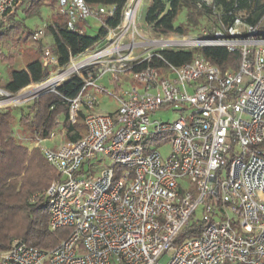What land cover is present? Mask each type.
<instances>
[{"label": "built area", "instance_id": "built-area-1", "mask_svg": "<svg viewBox=\"0 0 264 264\" xmlns=\"http://www.w3.org/2000/svg\"><path fill=\"white\" fill-rule=\"evenodd\" d=\"M258 1L244 0L241 8L238 0H200L208 13L199 31L145 38L136 28L141 0H127L120 23L108 28L95 51L71 56L17 92L0 88L2 110L57 93L77 76L82 85L66 99L67 122L83 124L79 137L55 147L43 146L36 132L28 141L58 176L41 194L49 229L70 233L51 249L16 238L0 252V264H264V1ZM18 2L0 0L2 26ZM56 2L66 28L78 33L79 21L114 12L84 0ZM43 34L35 30L33 40ZM203 48L238 52V66L222 71ZM162 50L192 56L181 65L142 66L163 61ZM42 63L53 64L48 49ZM103 75L111 84L129 83L111 92L97 83ZM91 89L111 95L116 109L97 111ZM159 110L179 115L152 122ZM55 135L50 131L47 139ZM107 159L112 166L97 174L80 172L85 163ZM116 166L123 168L118 176ZM189 224L198 232L175 244Z\"/></svg>", "mask_w": 264, "mask_h": 264}, {"label": "trees", "instance_id": "trees-1", "mask_svg": "<svg viewBox=\"0 0 264 264\" xmlns=\"http://www.w3.org/2000/svg\"><path fill=\"white\" fill-rule=\"evenodd\" d=\"M84 1L90 6H113L114 12L111 16L104 15V24L100 26L95 36L69 30L65 21L47 24L44 31L53 39L51 50L57 58L59 67L66 65L71 56L93 48L105 36L108 28L116 27L120 23L121 12L127 2V0ZM238 1L242 8L244 0ZM199 2L200 0H153L145 14V23L150 25L151 31L156 35H185L199 24L201 16L208 10L206 6L199 8ZM215 3H224V0H215ZM43 6L42 0H36V3L25 11V17L36 16ZM182 8L186 10V23L175 25L176 17ZM258 16L259 12L255 17ZM15 17L16 12H13L9 28L1 30L0 24V43L9 39L14 44H25L29 47L26 51L29 61L25 69L16 70L12 68L13 59L6 57L0 50V60L9 66L8 79L0 80V88L9 92H17L31 83L41 81L52 71L43 66L41 61L46 46L40 40H33L34 31L27 29ZM201 51L207 60L222 71L238 66L240 58L238 52L229 53L224 48H203ZM159 54L163 61L153 58L144 62L142 66L149 64L160 67L166 63L181 65L192 56L191 51L162 50ZM81 85L82 80L79 77L69 78L57 88V93L44 94L30 103L27 111L18 118V123L28 124L32 131L47 138L57 125V117L64 115L65 137L69 140L76 139L83 131V124L78 122L72 125L67 122L66 99L75 97ZM15 125V111L0 110V252L8 249L16 238L23 239L31 247L51 249L70 233L68 227L54 231L49 229L47 206L41 195L58 176L38 148L29 149L15 139ZM197 232L198 228L194 224H189L184 228L182 236L194 235Z\"/></svg>", "mask_w": 264, "mask_h": 264}, {"label": "rangeland", "instance_id": "rangeland-1", "mask_svg": "<svg viewBox=\"0 0 264 264\" xmlns=\"http://www.w3.org/2000/svg\"><path fill=\"white\" fill-rule=\"evenodd\" d=\"M20 1L21 2H19L17 4V6L15 7V9L13 11V12H16V19H19L21 22L25 23L29 28H34V31L39 28V27H37V24L41 23L42 18L45 17V14H48L46 12H49V14L51 15V16L49 15L50 16L48 19L49 22L51 20H53L52 17L57 18V16L60 14L57 10L55 0H42L43 4H44L43 7H45L43 9V11H41V9H39L36 16L25 17V15H24L25 11L28 10L31 6H33L36 3V0H26V1L20 0ZM263 1L264 0H259L258 6L261 5ZM152 2H153V0H142L139 4L138 10H137L136 28L139 31V33L145 38L161 37L160 35L154 34L150 29L151 28L150 25H147L145 23V14L147 12V9L151 6ZM90 18H92V17H89L88 19H90ZM204 20L205 19H202V17H201L200 18L201 22H199V24H198L199 26L197 25L198 27L196 26L195 28H192L191 33L194 34V31H199L200 26H203V24L206 23V21H204ZM181 23H186V10L184 8H182L179 11V13L176 17L175 25L181 24ZM193 29H195V30H193ZM262 33H264V27L262 28ZM44 37H45V35L40 40H43ZM99 43L97 45H95V47L92 50H90V52L95 51V49L99 47V45H100ZM0 49L4 53H7L8 55L13 54L12 52H15L14 51L15 46L12 45L11 42L10 43H8V42L0 43ZM3 70L4 69H0V74H3ZM29 104L22 105L20 107L9 106L7 108L2 109V110L11 109V110L15 111L16 125L14 126L15 127L14 137L18 142H20L22 144H26L25 142L30 141V139L32 138V135H33L28 124L20 125L18 123V118L20 117L21 114H23L24 112L27 111V106ZM103 106H105L104 107L105 110H107L109 112L115 110L114 102L110 101L108 99H105ZM178 115H179L178 111L159 110V111H156L154 114L151 115V121L152 122L157 121V120L166 121L167 119L172 120V119L176 118ZM63 140H67L66 137L65 138L63 137ZM56 141L59 142V139H56ZM45 144H47V143L45 142ZM167 152H168V146H164L161 148V153L163 156H166ZM104 166H112V162L109 159H107L104 163H99L98 161H90L89 164L88 163L84 164V166L82 167L80 172L83 173L85 176H88L89 174L94 175V174H97ZM122 169L123 168L121 166L115 167L116 176H118L119 172ZM200 209L201 208L199 207V209L195 213V216L200 215ZM234 227L239 228L238 225L234 226ZM182 232H183V230H182ZM182 232L176 238V240L174 242L175 244L182 242L183 239L185 238L184 236H182ZM160 261L163 263L166 262L167 256L162 257L160 259Z\"/></svg>", "mask_w": 264, "mask_h": 264}, {"label": "crops", "instance_id": "crops-1", "mask_svg": "<svg viewBox=\"0 0 264 264\" xmlns=\"http://www.w3.org/2000/svg\"><path fill=\"white\" fill-rule=\"evenodd\" d=\"M142 1V0H141ZM19 2H21L19 0ZM18 2V3H19ZM56 2V0H55ZM56 6H57V2H56ZM45 7H42L40 8L41 11H43ZM57 10L58 12L60 13L57 18H53V20H51L50 22L48 21L49 17L51 16L49 14V12H46L48 14H45V17L42 18V21L40 24H37V27H39L38 29H42L44 30L45 26L49 23H53V22H64L66 20V17L64 16L63 13H61L60 9L58 8L57 6ZM50 15V16H49ZM102 17V18H101ZM16 18V17H15ZM16 20H19V19H16ZM104 15L102 16H98V17H92L90 19H87V20H81L77 23V26L82 30V32H86L88 35L90 36H95L96 35V32L97 30L100 28L101 25H103L102 23L104 22ZM20 21V20H19ZM12 21L10 20L8 25L7 26H2L1 25V30L4 29V28H9L10 25H11ZM22 24L29 30H32L34 31V28H29L25 23L22 22ZM45 35V37L43 38V40H40L43 36ZM43 36L39 39L42 44H44L46 46L45 50L48 49L50 51V54H51V57H52V61H53V64L47 66L48 68H50L53 72L55 69H57L59 66L57 65V58L56 56L53 54L52 50H51V45L53 43V39L51 37V35L47 34L45 31H44V34ZM5 42H8L12 45L15 46V49L14 51L15 52H12L13 54H7V53H4L1 49V52L6 56V57H11L13 59V63H12V68L16 69V70H23L25 69L26 67V64L27 62L29 61V57L28 55L26 54V51L27 49H29L28 46H26L25 44L23 43H19V44H14L12 41H10L9 39ZM100 42V40H99ZM98 42V43H99ZM2 43V42H1ZM97 43V44H98ZM96 44V45H97ZM100 44V43H99ZM16 53V54H15ZM43 57V55H42ZM41 61H42V58H41ZM43 64V63H42ZM44 66V65H43ZM8 64L6 62H3L0 60V69H4L3 70V74H0V80L2 81H6L8 79ZM3 75V76H2ZM97 83L104 86L108 91H111V92H116L119 87H125L128 85V80H126V78L122 79L118 85L116 84H111L110 81H109V76L108 75H103L102 77H100L98 80H97ZM91 91L95 92L93 89H91ZM95 95L98 99V105L96 106V110L97 111H100V112H103V113H111L113 111H107L105 110V106H103L104 102H105V99H108L110 101H113L114 104H115V109H116V102L114 100V98L107 94V93H103V94H99L97 92H95ZM57 125L54 129H52L51 131L54 132L55 137L52 138V139H47V138H44V141L42 142V145L43 146H46V147H55L60 141L63 140V137L65 138L66 136V129L64 128V125H63V122H64V115H59L57 117ZM32 131V130H31ZM32 133H34V131H32ZM83 133L80 132L79 133V136ZM78 136V137H79ZM43 138V137H42ZM56 139H59V142L56 141ZM45 142L47 144H45ZM26 146H28V141L25 142ZM29 148V147H28ZM29 149H32L29 148Z\"/></svg>", "mask_w": 264, "mask_h": 264}]
</instances>
